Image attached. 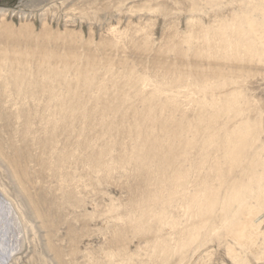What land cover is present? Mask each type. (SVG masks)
<instances>
[{
    "label": "rangeland",
    "instance_id": "374dc122",
    "mask_svg": "<svg viewBox=\"0 0 264 264\" xmlns=\"http://www.w3.org/2000/svg\"><path fill=\"white\" fill-rule=\"evenodd\" d=\"M254 2L0 0V190L12 207L11 264H264V253L257 259L222 230L226 211L239 209L225 201L246 200L262 172L264 59L227 52L220 32L226 25L244 43L231 25H246ZM205 82L215 87L208 101L219 109L236 101L241 114L203 105L196 85ZM9 83L25 87L27 103L18 92L10 98ZM182 179L195 194L186 213ZM158 216L183 224L169 232Z\"/></svg>",
    "mask_w": 264,
    "mask_h": 264
},
{
    "label": "bare ground",
    "instance_id": "6f19581e",
    "mask_svg": "<svg viewBox=\"0 0 264 264\" xmlns=\"http://www.w3.org/2000/svg\"><path fill=\"white\" fill-rule=\"evenodd\" d=\"M254 6L251 7V9H245V15H246V25H241L240 28L238 26H234L235 24H233V26L231 25V28L236 32V36H238L239 38L241 36H246L248 37L246 39V41L244 43H242L240 41V39H236L235 38V42L234 40L231 39V36H229V34L227 33V31L229 30V28L226 25H222L221 27L223 29L220 30L221 34H222V39L221 41L225 44L224 45V50H226L227 52H235L237 54H239L238 51H244V52H248L249 54L252 55V58L254 57H261V59H264V0H255ZM242 14V13H241ZM256 14H259L260 17H256ZM233 32V31H232ZM241 42L240 43H238ZM249 41V42H248ZM258 46H260L262 48V51L258 50ZM232 53V54H233ZM3 72L0 71V79L3 77ZM18 78L15 79L16 84L19 83ZM8 83H6L4 86H6ZM9 92L11 93L9 96L10 98H12V95L16 92H18L17 95V100H23L25 103H27V97L22 98L20 96V92L21 91H25V87L24 86H19V85H13L9 83ZM197 89H198V97H200L201 99V103L205 106L211 107L214 111L215 109L218 111H221V114H226L228 111L230 112H235L236 115H240L241 112L239 111V108L237 106L236 101H231L228 102V107H224V104L222 107H219V103H217L216 101H208L207 95L211 92H213L215 90V87L213 86L212 83H208L205 82L204 84L201 85H196ZM214 87V88H213ZM213 88V89H212ZM54 89V86H53ZM155 93L160 92V89L157 88L155 90ZM180 93H177V95H179ZM34 96V94H33ZM55 96L56 93L52 92V97L47 100L46 103V108L43 109L44 113H46L45 115H47V123H48V113H53L51 114V118H54L56 113L52 110V106L55 103ZM177 96L176 95H172L169 98L170 101H172L173 103H177ZM35 100V99H34ZM41 100H37L36 102H40ZM226 106V105H225ZM222 108V109H221ZM219 109V110H218ZM35 120H39V122L44 121V117L43 118H38ZM215 121V119H214ZM60 120L59 118H55V125H59ZM213 125H209L207 127H205V130H208V127H211ZM247 125H244V128L238 131H233V135L236 138L235 139H239L240 136H242L243 134L246 135L247 134ZM204 130V132H205ZM199 131V130H198ZM209 134V140L207 143H211L214 144L215 143V139H217V135H215L212 139L211 137L213 136L214 133H212L211 131L208 132ZM227 143H229V140L231 139L230 135H227ZM232 146V142L230 144ZM229 160L231 163H233V165L235 166V162L236 161H240L238 160V155L234 152L231 151L229 156ZM259 158V157H258ZM262 160V172H259L258 174L254 175L252 177V180L249 184V194L248 197L246 198V200H242L239 199L238 197L231 196L229 197L230 199H228V201H225V204L228 205V207H231L233 204H237L238 203V211H235L234 213H231L228 211H226L225 216H226V221H223L222 224V230L225 231L226 235L232 237L237 244L244 249L247 252H250L251 254H253L257 259H259L262 254L264 253V231H262V225L264 224V221H262V217L261 215L264 214V157L261 159ZM208 162V161H206ZM235 163V164H234ZM193 164V163H192ZM238 166V165H237ZM192 168V166H191ZM198 168V166H197ZM202 167H200V169H196V174L197 171L198 173L201 172ZM195 171V170H194ZM187 176L188 177L190 175L189 173V169L187 170ZM256 173V172H255ZM184 179V178H183ZM184 182L183 187H185V185L188 186L189 182ZM253 183L255 185H253ZM186 189V188H185ZM183 189V192L181 194L183 202L181 207L184 208V212L186 213V209H185V202L187 204H189V199L187 198L190 195V200L191 202L194 201L195 199V194L191 193L190 188L188 186V188L185 190ZM179 194V192H177ZM177 195V194H176ZM5 193L3 192V190H0V264H11L9 262L10 257L13 255L11 252V245H10V238H7V224L9 221V217L10 214L12 213V207L11 205L7 202V200L5 199ZM198 197H196L197 199ZM227 198V197H226ZM245 198V197H244ZM250 199L255 201V205H251V202L248 200ZM198 207H199V202L197 203ZM237 206V205H236ZM187 209L189 210V207H187ZM246 211V219L245 221L240 222L237 225H234L231 221H228L233 218V216L235 214L239 213H243ZM184 213V214H185ZM165 218L168 217L167 216V210H163V214H162ZM12 217V216H11ZM257 217H259L258 219H256ZM11 219V218H10ZM14 220V219H13ZM157 220L160 222L162 227H168V231L172 232L174 230L175 227H179L180 223L183 224V222L180 220L179 221H174V223L172 224L171 221H166L165 219L163 220V218H161V216H158ZM162 220V221H161ZM18 221V220H17ZM12 224V223H11ZM10 226V224H8ZM10 231V228L9 230ZM13 231H14V226H13ZM221 230L219 229L218 234H220ZM196 237H192L190 240L193 241H198L199 240V236L195 235ZM262 238V239H261ZM263 240V242L261 244H259V241ZM187 245H190V241H186ZM205 243H203L204 245ZM181 249H185V246L183 244H180L179 246H177ZM175 249V248H174ZM13 251V250H12ZM180 252V251H179ZM229 252L230 254H234V258L239 259L240 257H238V255L236 254L235 250L233 248H229ZM241 260V259H239ZM204 261V260H203ZM197 264H202V262H198Z\"/></svg>",
    "mask_w": 264,
    "mask_h": 264
}]
</instances>
